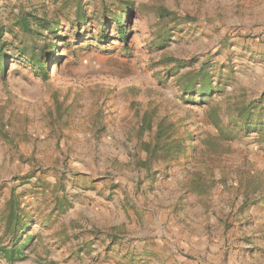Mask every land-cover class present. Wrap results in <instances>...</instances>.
I'll use <instances>...</instances> for the list:
<instances>
[{"label": "rangeland", "instance_id": "rangeland-1", "mask_svg": "<svg viewBox=\"0 0 264 264\" xmlns=\"http://www.w3.org/2000/svg\"><path fill=\"white\" fill-rule=\"evenodd\" d=\"M0 57V264H264V0H0Z\"/></svg>", "mask_w": 264, "mask_h": 264}, {"label": "trees", "instance_id": "trees-1", "mask_svg": "<svg viewBox=\"0 0 264 264\" xmlns=\"http://www.w3.org/2000/svg\"><path fill=\"white\" fill-rule=\"evenodd\" d=\"M124 15L122 16H117L116 17V22L117 23H121V20L123 19ZM119 30H120V36L125 35V28L122 27L119 24ZM23 28L25 31H29L30 30V25L23 23ZM27 50V48H25V51ZM0 59L2 60L3 58L0 57ZM39 66L43 68V64L39 63ZM198 77V76H196ZM210 89L209 87L205 86L204 82H201V87H200V92L201 94H205L207 92V90ZM251 108L249 107H243L242 109H240V117H241V121L247 123L249 120V114L248 113ZM172 124V123H170ZM261 127H264V123H262L260 125ZM168 125H166L165 121H162L159 124V129L157 132V142H155V144H146L147 149L149 150L150 154H152L153 156H158V157H163V158H167V157H171L174 154H179L181 152L185 151V147L186 145L182 144L181 141L179 140H175V139H171V135L170 133H168L169 130ZM141 128L144 129H151L152 128V121L149 118V116L144 113V116L142 118V122H141ZM167 139L166 142L162 143V140ZM8 213H7V227L10 229V231L12 230L13 232V236H16V227L17 225L20 224L21 222V216L19 211L22 210L20 204H19V200L16 197H11L8 201ZM1 253L4 254V256L8 259V260H21V254L20 251H18L15 248H10L8 249L7 247H1L0 248Z\"/></svg>", "mask_w": 264, "mask_h": 264}]
</instances>
